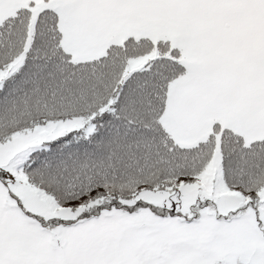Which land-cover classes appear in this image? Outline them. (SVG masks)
<instances>
[{
    "label": "snow or ice",
    "instance_id": "obj_1",
    "mask_svg": "<svg viewBox=\"0 0 264 264\" xmlns=\"http://www.w3.org/2000/svg\"><path fill=\"white\" fill-rule=\"evenodd\" d=\"M0 264H264V0H0Z\"/></svg>",
    "mask_w": 264,
    "mask_h": 264
}]
</instances>
